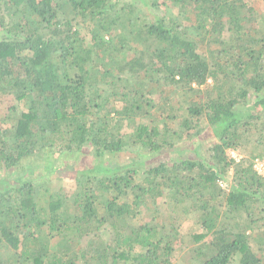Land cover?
<instances>
[{"label": "trees", "instance_id": "obj_1", "mask_svg": "<svg viewBox=\"0 0 264 264\" xmlns=\"http://www.w3.org/2000/svg\"><path fill=\"white\" fill-rule=\"evenodd\" d=\"M142 1L160 15L123 0H0V104L16 115L0 125V264H172L190 216L203 231L188 264H264V233L258 251L248 233L264 206V0ZM185 138L208 157L144 160ZM134 147L142 166L111 167ZM66 156L76 190L49 179L41 204L36 179Z\"/></svg>", "mask_w": 264, "mask_h": 264}, {"label": "rangeland", "instance_id": "obj_2", "mask_svg": "<svg viewBox=\"0 0 264 264\" xmlns=\"http://www.w3.org/2000/svg\"><path fill=\"white\" fill-rule=\"evenodd\" d=\"M123 1H132L135 3V5L141 9L142 12L148 13V15H150L151 17H157L158 14L160 15L159 12V8L158 6L152 7L151 5L146 6V4L142 1V0H123ZM7 20H9V18H7ZM32 21H37L34 17H31ZM188 21H186L187 23ZM210 82H212V80H209ZM179 99H182L181 97ZM176 100V99H175ZM12 104L11 103V98L7 99L4 103V101L0 104V125L1 127L7 128L10 126V124L13 123L14 119L16 118L15 113H13L12 118H9L7 116L8 114V110H9V105ZM19 109L23 110V106L19 105ZM12 120V121H11ZM172 122V121H170ZM176 121H174L172 123L173 127L175 126ZM2 129V130H3ZM197 141V140H195ZM195 141H193L192 139H187L185 138L182 142H180V144L177 146L178 148L174 151L171 152H153L150 153L149 156H146V159H144L145 161L147 160L148 164H155L159 161H170V162H174L175 160H178L180 158L183 157H196L199 156V154L197 152L200 151V155L201 156H207V152H205V148L207 147H203L200 149H196L195 147ZM48 148H45L44 150H38L37 153L34 154V156H30L29 158L25 159L23 161V163H25V165L27 166V170H30V162L36 161V162H40L39 164L41 165V162L43 161V158L45 156H48L49 154ZM53 154V153H52ZM51 156L54 158V155ZM138 154L139 152L137 151L136 147L132 148L131 150L126 151L125 153H117L113 156H110L109 158L113 157L114 159H117V163H113V165H111V167L114 166H118L119 163V168H122L123 165L128 167V166H142L144 164V162H139L137 160L138 158ZM227 155L230 157H234L236 159V161H239L244 154L240 153L239 151L233 150V149H228L227 150ZM58 156V154H56V157ZM77 157L82 158V154L79 153L77 155ZM208 157V156H207ZM254 160V159H253ZM43 164V163H42ZM75 164H79V161L76 160L75 156H66L63 157L62 160L59 163H56L55 167L57 168V171L54 172L53 174H51L50 176L47 177H41L39 179H36L38 182L39 187L37 188L38 191V197L39 200L41 202V204H44L45 201H48L49 197H50V191H47V185L48 186H52V182L49 181V179L51 180L52 178H59L60 179V183H57L58 188L61 186L62 188H64L65 190H71L74 191L76 190V187L78 186L77 183V178H74V170L72 171H64L67 170L68 167L72 168ZM122 164V167L120 166ZM45 165V164H44ZM61 166H63L61 169H59ZM77 166V165H75ZM38 171V170H37ZM5 171H3L4 174ZM18 172V169H16V171H6L5 173L7 175L10 176V178H14V176H16L15 174ZM229 181H232V175H233V169L229 170ZM145 175L140 174L137 178V181H142L143 177ZM48 182L50 184H48ZM225 186V185H224ZM223 187V186H222ZM229 182L228 185L226 186V188H223L224 190H228L229 189ZM52 189V187H51ZM70 193H68L69 195ZM165 200V199H164ZM166 201V200H165ZM161 212L164 213L165 208H166V204L164 202H162L161 199ZM263 204L260 206L259 202L256 203L255 206V212L252 215V218L255 222L252 225V229H249L248 233H249V237H250V242L253 246V249L255 251H258V239L260 237V235L263 236L264 233V218L263 214L261 213V210H263ZM195 218H193L192 216L183 219V222L181 224L180 230L182 233V240L180 241V243H178L177 245H175V250L172 256V264H188L191 254H190V247L194 245V241H193V237H192V233L195 232H201L203 231V228L201 225L196 223V220H194ZM230 223H234L235 221L233 219L229 220ZM57 240V239H56ZM2 255H4V253H2Z\"/></svg>", "mask_w": 264, "mask_h": 264}, {"label": "built area", "instance_id": "obj_3", "mask_svg": "<svg viewBox=\"0 0 264 264\" xmlns=\"http://www.w3.org/2000/svg\"><path fill=\"white\" fill-rule=\"evenodd\" d=\"M254 169L256 172L264 178V158H256L254 159ZM220 185L222 188H226L228 185L225 181H220ZM225 185V186H224Z\"/></svg>", "mask_w": 264, "mask_h": 264}]
</instances>
